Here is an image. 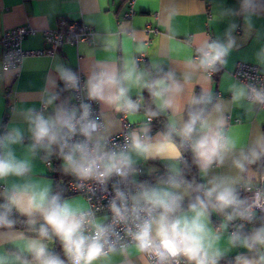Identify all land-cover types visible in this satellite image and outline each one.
I'll use <instances>...</instances> for the list:
<instances>
[{
  "label": "clouds",
  "instance_id": "clouds-1",
  "mask_svg": "<svg viewBox=\"0 0 264 264\" xmlns=\"http://www.w3.org/2000/svg\"><path fill=\"white\" fill-rule=\"evenodd\" d=\"M261 16L264 0L222 6L214 19L229 21L223 38L201 40L179 73L158 60L143 61L147 45L135 33L93 34L105 55L85 49L91 62L83 82L52 57L56 75L46 76L41 107H14L12 120L2 125L0 264H114L117 257L116 264H220L239 249L244 251L230 264H264V131L245 136L228 115L230 105L246 114L264 110V86L225 73L231 81L227 102L205 86L237 47L236 18L247 37ZM26 59L6 56L0 81L19 72ZM256 62L264 70V46ZM57 80L63 89L57 90ZM64 91L70 95L61 99ZM90 102L101 106L98 115ZM161 117L162 128L153 132V120ZM53 156L76 178L77 189L92 182L106 192L115 181L107 213L97 216L98 209L53 192L34 171L36 159L50 166ZM149 161L164 170L149 166L151 179L141 180ZM192 166L197 171L189 179ZM57 242L63 255L52 247Z\"/></svg>",
  "mask_w": 264,
  "mask_h": 264
},
{
  "label": "crops",
  "instance_id": "crops-1",
  "mask_svg": "<svg viewBox=\"0 0 264 264\" xmlns=\"http://www.w3.org/2000/svg\"><path fill=\"white\" fill-rule=\"evenodd\" d=\"M128 1L0 0V36L5 30L29 24L38 33L26 38L23 42V48L27 51L40 50L47 47L42 32L57 29L59 21L64 18L94 26L95 34L100 37H104L108 31L121 32L125 35L135 33L147 45L145 62L158 60L166 68H171L179 73L183 70L181 64L183 58L193 51L201 40L223 38L229 21L228 19H214L221 7L237 6V0H136V15L131 20H125L121 15L126 10ZM52 4L55 5L54 12L50 7ZM169 10H174L175 14L170 15ZM50 12L52 15L49 21ZM236 23L239 25L234 32L237 47L230 53L227 66L221 68L220 72L205 84L225 102L231 98V93L227 91V86L231 81L225 79V73L235 78L233 72L239 62L259 66L256 62V53L264 46V16L254 18V30L247 37L244 35L245 29L242 19L236 18ZM42 24L48 26L42 27ZM149 24L159 30L157 36L151 37L148 34L146 27ZM100 43V40L94 41L92 39L89 43L65 44L59 47L56 54L52 56L26 57V63L19 72L12 75L10 79L0 81V133L3 132L2 125H6L12 120L14 107L28 108L34 106L37 109L41 107L38 94L45 87L46 76L50 72L52 75H56L51 69L52 57H58L66 67L74 72L83 73L86 78L85 68L91 62V58L85 55V49H97L95 57L104 56L105 53L99 51ZM1 51L0 47V68L3 65ZM262 72L264 73V70ZM57 85V90L64 88L63 81L57 80ZM195 91L197 94L201 91L199 84L195 86ZM69 95L68 92L64 91L61 93V99H65ZM145 97H147L146 92ZM228 115L230 117L229 123L241 125L245 136L255 135L258 129L264 131V111L259 108L251 114H246L243 108L230 105ZM132 126L135 127L136 125ZM161 128L157 127L155 120L152 122L153 132ZM41 155L43 154L41 153ZM51 159L50 167L39 158L36 159L34 171L44 181L50 182L53 192H55L57 187H64L65 180L75 177L65 174L61 170L62 161L60 159L56 156L51 157ZM149 166L157 167L160 172L164 170L160 162L149 161L143 166L145 174H142L139 179H151L146 175V169ZM261 185L264 186V182ZM2 187L3 185L0 184V189ZM65 199L87 204L86 199L81 195L68 194ZM105 213L102 212L98 216H103ZM5 247L10 246L6 245ZM237 251L244 250H235L226 258L235 257ZM118 260V257L114 258V264Z\"/></svg>",
  "mask_w": 264,
  "mask_h": 264
},
{
  "label": "built area",
  "instance_id": "built-area-1",
  "mask_svg": "<svg viewBox=\"0 0 264 264\" xmlns=\"http://www.w3.org/2000/svg\"><path fill=\"white\" fill-rule=\"evenodd\" d=\"M135 1L136 0H129L126 3V10L121 15L123 19L131 20L136 15ZM146 31L151 37L157 36L159 34V30L156 27H153L151 24L147 25ZM37 33V30L32 28L29 24L5 30L0 36L2 63H4L5 57L9 54H15L17 56L23 57L52 56L56 54L57 49L59 47L65 44L76 45L80 43H89L93 39V34H95V28L94 26L89 25L87 23L74 22L62 18L59 21L57 29H49L42 32V36L44 38L45 43L47 44V47L33 51L25 50L23 48L24 40L29 36L36 35ZM57 37H59V43H57ZM141 59L145 61V56L141 57ZM14 63H17V66H19L17 61H14ZM77 73L80 76L81 82H83L85 79L84 74L79 71ZM216 74L217 73L213 74L212 77H214ZM233 74L234 77L242 83H252L257 87L264 86V73L262 72L261 68L257 65L247 62H239ZM76 96L77 99L72 101V103L74 104L78 103V100L80 98L79 94H76ZM90 103H92L94 113L98 115L101 111L100 105L95 102ZM128 124L129 122L127 120H123L122 131L127 130ZM119 142H122V134ZM51 164L52 159L50 161V166ZM46 165L50 167L49 164L46 163ZM114 182L115 181L109 182L107 186V191L103 192L100 190L99 186L95 185L92 182H87L83 189H77L74 187V185L78 183V181L76 180V178H73L69 181L67 189L70 195H81L86 199V202L89 206H91L93 209H98V216L102 212L107 213L109 201L114 195L112 189V183ZM261 186L264 187L263 185ZM89 188H92L93 191H89ZM242 195L251 198L253 193L245 192L242 193Z\"/></svg>",
  "mask_w": 264,
  "mask_h": 264
},
{
  "label": "trees",
  "instance_id": "trees-1",
  "mask_svg": "<svg viewBox=\"0 0 264 264\" xmlns=\"http://www.w3.org/2000/svg\"><path fill=\"white\" fill-rule=\"evenodd\" d=\"M155 123L157 125V127H162V124H163V117H161L159 120H155ZM187 156V160L189 162V165H191V156L190 154H186ZM196 168L194 166L191 167V171L189 173V179H191L192 175H195L196 174ZM73 178H70V179H67L65 180L64 182V187L63 188H59L57 187L55 192H60L62 197L65 198L66 195H68V189H67V185L69 183L70 180H72ZM0 202H3V201H0ZM213 219V222L215 224H218L219 223V218L216 217V216H213L212 217ZM17 228L20 229V230H23V226L20 225V224H17ZM53 249L57 252V253H60L61 255H63L62 253V248L60 246V244L57 242L53 245ZM234 260V257L232 258H225L224 260H221L220 264H230L231 261Z\"/></svg>",
  "mask_w": 264,
  "mask_h": 264
}]
</instances>
